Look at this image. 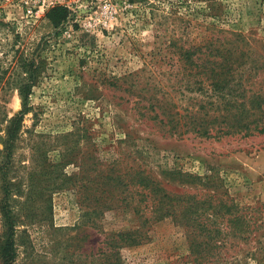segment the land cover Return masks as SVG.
Here are the masks:
<instances>
[{
	"label": "rangeland",
	"instance_id": "374dc122",
	"mask_svg": "<svg viewBox=\"0 0 264 264\" xmlns=\"http://www.w3.org/2000/svg\"><path fill=\"white\" fill-rule=\"evenodd\" d=\"M91 1L55 27L0 0V201L9 184L14 264H264V133L174 134L156 117L158 98L173 110L194 101L176 45L242 32L264 53V0ZM19 70L39 73L12 124ZM189 195L197 214L176 220ZM137 228L144 243L109 245ZM3 230L0 212V242Z\"/></svg>",
	"mask_w": 264,
	"mask_h": 264
},
{
	"label": "trees",
	"instance_id": "16d2710c",
	"mask_svg": "<svg viewBox=\"0 0 264 264\" xmlns=\"http://www.w3.org/2000/svg\"><path fill=\"white\" fill-rule=\"evenodd\" d=\"M69 9L54 6L46 13V18L55 26L67 20ZM229 32V31H226ZM178 54L181 87L194 93V100L188 109L173 110L168 97L158 98L157 105L161 122L170 125L174 134L194 133L202 137H221L243 134L250 136L264 133V53L251 45L242 32L231 35H214L201 44L176 45ZM24 65L30 66L26 62ZM21 74L15 80L22 98L23 108L10 121L19 124L29 111L28 97L39 73L38 70H19ZM2 76H0V79ZM152 105V102H150ZM15 129L10 126L8 136L14 135ZM4 166L2 169H5ZM148 187L152 193L158 194L163 202L166 196L173 200L160 185V181L150 180ZM5 194L0 201L4 230L0 242V264H14L16 260L15 220L9 200L10 185L3 186ZM194 200V201H193ZM196 196H188L186 204L180 208V217H191L198 206ZM108 207V206H103ZM172 208L168 207L167 212ZM136 212L139 213L136 209ZM144 222V220H143ZM148 234L141 228L112 234L108 243L115 250L124 245L134 246L148 240ZM118 254V251H115ZM110 259H106L109 261ZM116 264L118 260L114 257Z\"/></svg>",
	"mask_w": 264,
	"mask_h": 264
},
{
	"label": "built area",
	"instance_id": "2783aa9c",
	"mask_svg": "<svg viewBox=\"0 0 264 264\" xmlns=\"http://www.w3.org/2000/svg\"><path fill=\"white\" fill-rule=\"evenodd\" d=\"M75 2L76 0H16V4L21 8L23 17L34 22L42 19L46 12L54 6H63L75 11ZM102 14L105 21L110 19V2H105L102 5Z\"/></svg>",
	"mask_w": 264,
	"mask_h": 264
}]
</instances>
